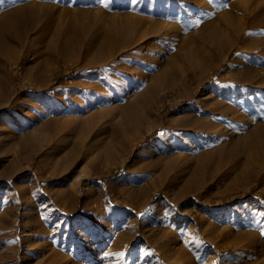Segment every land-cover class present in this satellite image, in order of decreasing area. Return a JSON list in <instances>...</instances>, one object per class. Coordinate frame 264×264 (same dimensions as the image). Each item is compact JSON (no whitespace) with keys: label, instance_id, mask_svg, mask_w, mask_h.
<instances>
[{"label":"rangeland","instance_id":"374dc122","mask_svg":"<svg viewBox=\"0 0 264 264\" xmlns=\"http://www.w3.org/2000/svg\"><path fill=\"white\" fill-rule=\"evenodd\" d=\"M33 2L54 7L0 38V264H264V0H0V16Z\"/></svg>","mask_w":264,"mask_h":264},{"label":"bare ground","instance_id":"6f19581e","mask_svg":"<svg viewBox=\"0 0 264 264\" xmlns=\"http://www.w3.org/2000/svg\"><path fill=\"white\" fill-rule=\"evenodd\" d=\"M31 7H48V8H53L54 6L52 5H47V4H42V3H38V2H33L29 5H26V6H19V7H16V8H13L11 10H9L8 12L2 14L0 17H1V20H0V38L4 37L5 34L8 32V33H11L13 34L14 36H18L19 37V33L21 31L24 32V30H27V26L26 24L25 25H22L21 22L25 19L24 16L26 17V13L31 9ZM32 10V9H31ZM32 13V12H31ZM39 14V13H36V15ZM30 15V14H29ZM32 15V14H31ZM33 16H31L30 20L32 19ZM245 18V17H244ZM211 30L210 32V38L214 41L218 40L216 38L219 37V34H220V29L217 28L215 26V24L213 22H211L210 24H208V26H205L203 28V30ZM226 32V31H225ZM230 33V32H229ZM237 33V32H236ZM224 35H226V33H224ZM236 35V34H235ZM234 36V35H233ZM242 39V35L241 34H237L235 36V41H241ZM115 38H110L109 41L111 42V44H115L114 47H119V46H116V43L114 42ZM191 40V36L186 38L185 41L189 42ZM189 44V43H188ZM211 45V44H210ZM216 45V44H215ZM209 46V45H208ZM226 46L225 44L223 43H220L218 44V50H225L226 49ZM233 46V45H232ZM129 47V46H128ZM116 48V49H117ZM122 48V49H121ZM125 47H120L121 50H123ZM118 49V50H120ZM192 51V50H191ZM217 51V50H216ZM213 52V51H212ZM211 53V52H210ZM193 54L194 56L196 55V52L193 51ZM215 55V54H214ZM221 59V58H219ZM110 60H107V62H109ZM209 62V61H208ZM210 65V64H209ZM211 66V65H210ZM201 67V66H200ZM212 67V66H211ZM207 68V67H206ZM210 68V67H209ZM213 68V67H212ZM211 68V69H212ZM201 76L205 75V68H201ZM208 71V69H207ZM135 73L133 75V79H135ZM197 80L200 81L199 78H196ZM167 85V84H166ZM175 86V85H174ZM161 86H159L158 88H160ZM157 89V88H156ZM156 92L154 93V90L151 89V90H148L146 91L145 93H143L142 95H140L139 97H137L133 102H131L127 108L125 109L128 113L130 114H133L134 111H136L137 109L139 110V108L145 104V105H150L151 102L153 100L156 99ZM156 101V100H155ZM143 110V109H142ZM137 115V114H136ZM136 117V116H135ZM185 123H186V118H183L182 120H179V125L182 127V129L185 128ZM258 125V124H257ZM256 125V127H257ZM253 131V130H252ZM252 134V133H251ZM253 139L255 140L256 139V144L261 148L263 149V152H264V124L261 125L260 124V127L257 128V132L255 133V136L253 137ZM252 157V160L251 158ZM240 161V160H238ZM259 161V155L255 152L253 153H248V156L247 158L245 159V161L243 162V164L241 165V169H240V172L239 174H241L242 177H249L251 173H254V169H255V166L254 164H256L257 162ZM261 165L264 166V159L262 160V162L260 163ZM199 171V169H198ZM219 171V170H218ZM221 171V170H220ZM224 171V169H223ZM225 172V171H224ZM203 220H206V218L203 217ZM209 222V221H208ZM210 223V222H209ZM208 223V224H209ZM208 237H213V234L212 235H209L207 234ZM239 246V245H237ZM179 252V251H178ZM53 258V257H52ZM59 258V256L57 254L54 255V258L52 260V262H55L57 261Z\"/></svg>","mask_w":264,"mask_h":264}]
</instances>
